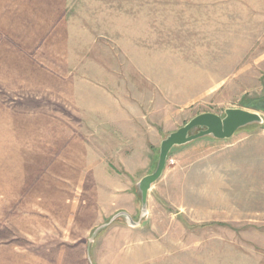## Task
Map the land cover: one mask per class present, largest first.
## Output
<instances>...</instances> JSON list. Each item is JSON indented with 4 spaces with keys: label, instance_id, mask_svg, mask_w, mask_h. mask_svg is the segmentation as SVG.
<instances>
[{
    "label": "rangeland",
    "instance_id": "374dc122",
    "mask_svg": "<svg viewBox=\"0 0 264 264\" xmlns=\"http://www.w3.org/2000/svg\"><path fill=\"white\" fill-rule=\"evenodd\" d=\"M0 264H264V0H0Z\"/></svg>",
    "mask_w": 264,
    "mask_h": 264
},
{
    "label": "water",
    "instance_id": "95a60500",
    "mask_svg": "<svg viewBox=\"0 0 264 264\" xmlns=\"http://www.w3.org/2000/svg\"><path fill=\"white\" fill-rule=\"evenodd\" d=\"M256 123H263V118L259 113L241 108H232L227 109L223 117L213 113L200 114L185 126L168 134L161 143L155 170L137 183V192L140 195L142 204L141 218L148 212V194L153 184L161 178L166 167L167 158L173 148L186 145L206 136H211L218 140L230 139L239 129ZM194 129H197L196 133H192ZM121 216L132 224L128 213L120 212L115 218Z\"/></svg>",
    "mask_w": 264,
    "mask_h": 264
},
{
    "label": "crops",
    "instance_id": "0c3cea01",
    "mask_svg": "<svg viewBox=\"0 0 264 264\" xmlns=\"http://www.w3.org/2000/svg\"><path fill=\"white\" fill-rule=\"evenodd\" d=\"M129 213V212H128Z\"/></svg>",
    "mask_w": 264,
    "mask_h": 264
}]
</instances>
